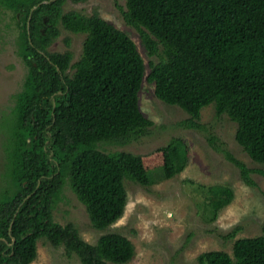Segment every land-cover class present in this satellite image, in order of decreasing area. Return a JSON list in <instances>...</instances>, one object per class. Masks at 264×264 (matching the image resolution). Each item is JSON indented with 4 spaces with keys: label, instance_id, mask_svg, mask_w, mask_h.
<instances>
[{
    "label": "trees",
    "instance_id": "trees-1",
    "mask_svg": "<svg viewBox=\"0 0 264 264\" xmlns=\"http://www.w3.org/2000/svg\"><path fill=\"white\" fill-rule=\"evenodd\" d=\"M64 2L0 0V18L16 30V53L27 67L8 110L0 109V264H30L40 238L62 245L80 264L133 259V243L107 231L126 205L124 179L149 186L178 174L187 162L184 142L176 137L143 154L101 149L149 133L153 121L138 101L144 79L160 101L187 114L180 127L205 129L201 110L212 104L217 116L236 125L235 141L264 166V0H125L119 7L124 22L137 30L147 54L157 57L147 75L129 35L96 12H63ZM57 23L84 34L73 63L70 51L48 50L59 34ZM216 140L208 135L218 149ZM221 151L246 184L255 185L252 172L264 176V168ZM64 185L84 205L92 228L102 231L95 243L84 240L72 222L53 218ZM194 185L204 194L210 220L233 196L227 184ZM240 229L215 233L230 240ZM197 262L264 264V221L258 235L235 239L231 253L204 251Z\"/></svg>",
    "mask_w": 264,
    "mask_h": 264
},
{
    "label": "rangeland",
    "instance_id": "rangeland-1",
    "mask_svg": "<svg viewBox=\"0 0 264 264\" xmlns=\"http://www.w3.org/2000/svg\"><path fill=\"white\" fill-rule=\"evenodd\" d=\"M125 0H65L62 11L75 10L91 15L95 12L124 31L135 42L145 64L157 61L144 49L139 33L126 24L119 7ZM8 18H0V109L8 110L10 94L19 91L27 67L16 53L14 28L4 26ZM59 34L49 45L50 52L71 51L75 62L81 55L84 34L72 33L57 25ZM71 73V69H69ZM139 107L153 121L149 133L126 145L105 143L104 151L125 150L143 154L166 145L171 138H180L187 149V162L181 172L169 179L159 178L149 186L124 179L127 201L122 216L107 231L126 236L134 245V257L126 264H198L197 256L208 250L232 251L237 238L256 236L264 221V176L252 172L255 185L242 180L238 169L221 151H230L251 168H264L253 162L235 141L236 125L227 116H217L212 104L201 110L200 122L205 129L178 126L187 114L177 106H169L154 94V84L142 82L138 93ZM217 137L210 145L208 135ZM3 136L0 134V173L4 168ZM194 184H227L233 192L228 204L217 211L213 220L207 219L203 209L204 194ZM0 184L1 181H0ZM53 218L60 223L72 222L80 236L95 243L102 234L92 228L84 205L68 185H64L53 210ZM240 225L238 234L230 240L217 237L215 232H228ZM189 238L187 239V237ZM30 264H80L77 257H68L62 245L53 246L46 238L37 241V255Z\"/></svg>",
    "mask_w": 264,
    "mask_h": 264
},
{
    "label": "water",
    "instance_id": "water-1",
    "mask_svg": "<svg viewBox=\"0 0 264 264\" xmlns=\"http://www.w3.org/2000/svg\"><path fill=\"white\" fill-rule=\"evenodd\" d=\"M48 1H43V3H47ZM39 4L35 5L32 7V9H35ZM9 230H10V227H9ZM14 241V238H12V242Z\"/></svg>",
    "mask_w": 264,
    "mask_h": 264
},
{
    "label": "clouds",
    "instance_id": "clouds-1",
    "mask_svg": "<svg viewBox=\"0 0 264 264\" xmlns=\"http://www.w3.org/2000/svg\"><path fill=\"white\" fill-rule=\"evenodd\" d=\"M71 11H72V10H71ZM73 11H75V10H73ZM58 24H60V23H57V25H58ZM66 51H69V50H66ZM64 52H65V51H64ZM70 52H71V51H70ZM71 54H72V53H71ZM78 59H79V58H78ZM78 59H77V60H78ZM77 60H76V61H77ZM72 63H73V62H72Z\"/></svg>",
    "mask_w": 264,
    "mask_h": 264
}]
</instances>
